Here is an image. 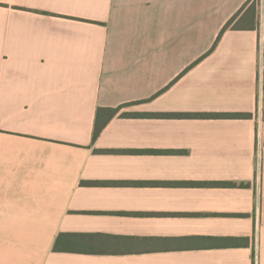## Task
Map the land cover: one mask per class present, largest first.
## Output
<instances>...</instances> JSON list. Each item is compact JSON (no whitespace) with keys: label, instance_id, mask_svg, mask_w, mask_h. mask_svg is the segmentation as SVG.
I'll return each mask as SVG.
<instances>
[{"label":"crops","instance_id":"0c3cea01","mask_svg":"<svg viewBox=\"0 0 264 264\" xmlns=\"http://www.w3.org/2000/svg\"><path fill=\"white\" fill-rule=\"evenodd\" d=\"M262 53L264 0H0V264H264Z\"/></svg>","mask_w":264,"mask_h":264},{"label":"trees","instance_id":"16d2710c","mask_svg":"<svg viewBox=\"0 0 264 264\" xmlns=\"http://www.w3.org/2000/svg\"><path fill=\"white\" fill-rule=\"evenodd\" d=\"M249 3V1H248ZM248 11H256V3L250 2ZM237 14L228 21V23L225 25L224 29L227 28L235 19ZM223 29V31H224ZM221 32V34L223 33ZM220 34V36H221ZM219 36V37H220ZM121 107H115V108H100L97 111L96 115V125L94 128L93 136L96 138L104 126L106 125V122L114 117L119 111ZM106 115L107 119L105 120H100L101 115ZM163 115H176L180 117H220V116H225V117H231V118H247L251 117L250 113H195V114H190V113H177V114H163ZM88 236H92L91 234H77V233H60L56 239V242L54 244V250H68L69 247H73L78 243L79 241H84L85 239L88 238Z\"/></svg>","mask_w":264,"mask_h":264},{"label":"built area","instance_id":"2783aa9c","mask_svg":"<svg viewBox=\"0 0 264 264\" xmlns=\"http://www.w3.org/2000/svg\"><path fill=\"white\" fill-rule=\"evenodd\" d=\"M259 69H258V80L262 83L263 76H264V53H262L260 62H259Z\"/></svg>","mask_w":264,"mask_h":264}]
</instances>
